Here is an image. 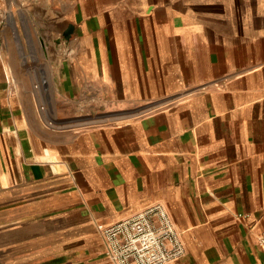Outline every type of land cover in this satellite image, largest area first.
Segmentation results:
<instances>
[{"label":"crops","instance_id":"1","mask_svg":"<svg viewBox=\"0 0 264 264\" xmlns=\"http://www.w3.org/2000/svg\"><path fill=\"white\" fill-rule=\"evenodd\" d=\"M155 204L167 264H264V0H0V264H111L97 226Z\"/></svg>","mask_w":264,"mask_h":264},{"label":"built area","instance_id":"2","mask_svg":"<svg viewBox=\"0 0 264 264\" xmlns=\"http://www.w3.org/2000/svg\"><path fill=\"white\" fill-rule=\"evenodd\" d=\"M111 264H167L184 256L185 248L161 204L110 225L97 226ZM264 247V234L258 239Z\"/></svg>","mask_w":264,"mask_h":264},{"label":"water","instance_id":"3","mask_svg":"<svg viewBox=\"0 0 264 264\" xmlns=\"http://www.w3.org/2000/svg\"><path fill=\"white\" fill-rule=\"evenodd\" d=\"M47 10L46 7L43 8L41 2L37 1L31 6L29 13L37 28L40 44L45 48L48 56L51 59L54 58V55L64 59L69 50V43L75 35L76 27L70 22L61 25L56 19L48 15ZM51 11L57 18L61 17L59 9L51 8Z\"/></svg>","mask_w":264,"mask_h":264},{"label":"rangeland","instance_id":"4","mask_svg":"<svg viewBox=\"0 0 264 264\" xmlns=\"http://www.w3.org/2000/svg\"><path fill=\"white\" fill-rule=\"evenodd\" d=\"M26 25H28V27H31V25H30V22L27 20V22H26ZM9 38L11 39V38H13V36L9 33ZM13 40L15 41V39L13 38ZM23 52L24 53H26V51L25 50H23Z\"/></svg>","mask_w":264,"mask_h":264},{"label":"bare ground","instance_id":"5","mask_svg":"<svg viewBox=\"0 0 264 264\" xmlns=\"http://www.w3.org/2000/svg\"><path fill=\"white\" fill-rule=\"evenodd\" d=\"M15 36H17L16 33H15Z\"/></svg>","mask_w":264,"mask_h":264}]
</instances>
